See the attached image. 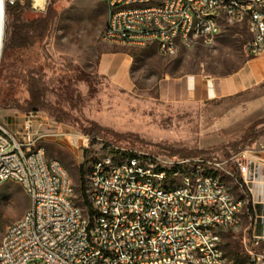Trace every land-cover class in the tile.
<instances>
[{
	"label": "built area",
	"instance_id": "2783aa9c",
	"mask_svg": "<svg viewBox=\"0 0 264 264\" xmlns=\"http://www.w3.org/2000/svg\"><path fill=\"white\" fill-rule=\"evenodd\" d=\"M103 1L106 42L155 45L171 56L214 44L227 21L246 26L249 55H264V0ZM25 2L3 0L0 11L6 18L8 5ZM52 139L83 152L92 142L87 134L39 122L33 111L15 132L0 123V186L16 181L31 199L5 230L0 264H226L222 232L240 225L250 202L254 243L264 238V199L254 196V185L264 184L260 151L172 157L110 143L89 168L85 213L69 170L48 154L45 142ZM226 176L238 181L245 197L235 196ZM249 252L251 264H264V253Z\"/></svg>",
	"mask_w": 264,
	"mask_h": 264
},
{
	"label": "rangeland",
	"instance_id": "374dc122",
	"mask_svg": "<svg viewBox=\"0 0 264 264\" xmlns=\"http://www.w3.org/2000/svg\"><path fill=\"white\" fill-rule=\"evenodd\" d=\"M50 3L54 15L48 37L16 53L2 70L0 123L15 132L25 115L33 111L39 122L52 128L92 132L87 153L64 140L45 142L49 156L59 159L69 170L76 187L75 200L85 213L90 206L85 203L83 182L86 189L92 162L108 151L110 143L172 157L224 159L237 152L231 144L253 128L262 133L243 149L264 152V82L232 96L204 101L165 102L158 96L159 81L166 76H221L238 69L246 58L245 44L249 39L244 24L223 21L214 44L182 48L177 54L166 56L155 45L104 41L107 8L103 0H47L43 9L36 8L31 0L30 15H46ZM6 26L7 39L8 17ZM118 50L135 54L130 87L98 72L100 54ZM46 60L57 65L55 72L48 69L45 77L49 98L69 114L68 121L52 117L44 108L34 110L25 105L29 92L20 80V71L24 66ZM72 65L90 75L91 81L78 79L72 71L60 70ZM186 152L194 153L183 156ZM84 162L82 182L80 166ZM224 179L236 197H245L235 178ZM30 206L31 199L18 182L7 181L0 186V243L7 226L21 218ZM254 219L250 202L243 210L240 225L222 232L226 264H251V249L264 253V238L258 245L254 243ZM27 264L41 262L31 260Z\"/></svg>",
	"mask_w": 264,
	"mask_h": 264
},
{
	"label": "trees",
	"instance_id": "16d2710c",
	"mask_svg": "<svg viewBox=\"0 0 264 264\" xmlns=\"http://www.w3.org/2000/svg\"><path fill=\"white\" fill-rule=\"evenodd\" d=\"M31 0H26L25 4L17 3L14 5H8L6 10V15L10 21V31L9 35L5 41L2 60L0 66V77L2 70L7 65L9 59H11L16 53L21 50L28 49L36 45L38 42L43 41L48 37L53 23L54 11L52 8V3L48 6V13L46 15L31 16L30 15ZM135 57V54H133ZM51 70L52 73L57 69V65L52 61H39L34 65L24 66L21 71V81L26 86L29 97L25 99V105L37 110L39 108H44L48 113L60 120L68 121L69 114L65 112L62 108L52 103L49 98V86L45 77L48 74L47 70ZM60 70L65 72H74L78 79H84L91 81L92 77L84 73L79 67L72 65L70 69L61 67ZM64 72V73H65ZM65 75V74H64ZM262 133V131H255L253 128H249L242 139L231 145L237 148V152L243 150V148L253 143V141ZM86 134L91 136L92 132L86 131ZM87 153V151H86ZM194 152L183 153V156L192 155ZM232 154H228L230 157ZM84 168L85 162L80 166L81 180L84 179ZM239 176V173L236 172ZM82 192L84 195L85 203L90 207L91 204L87 199L84 182L82 185Z\"/></svg>",
	"mask_w": 264,
	"mask_h": 264
},
{
	"label": "crops",
	"instance_id": "0c3cea01",
	"mask_svg": "<svg viewBox=\"0 0 264 264\" xmlns=\"http://www.w3.org/2000/svg\"><path fill=\"white\" fill-rule=\"evenodd\" d=\"M103 4V3H102ZM104 6L105 3L103 4ZM244 63L235 71L221 76L203 73H188L166 76L159 81L158 96L165 102L204 101L238 94L264 82V55L251 56L246 51ZM135 62L133 54L127 50L104 51L99 56L98 72L113 79L108 69H113L122 82L132 86L131 72ZM114 80V79H113ZM115 81V80H114ZM264 159V152H260ZM264 179V169H262ZM255 198L263 197L264 184L254 185ZM261 214V213H259ZM256 213L257 216H260ZM264 217V213L261 214Z\"/></svg>",
	"mask_w": 264,
	"mask_h": 264
},
{
	"label": "bare ground",
	"instance_id": "6f19581e",
	"mask_svg": "<svg viewBox=\"0 0 264 264\" xmlns=\"http://www.w3.org/2000/svg\"><path fill=\"white\" fill-rule=\"evenodd\" d=\"M46 1L47 0H34V6L36 8L43 9L45 7ZM6 32H7L6 18L4 14L0 11V66H1L3 48L6 40ZM108 73L115 81L122 82V80L119 78V76L113 69H108Z\"/></svg>",
	"mask_w": 264,
	"mask_h": 264
},
{
	"label": "snow or ice",
	"instance_id": "6c2138e0",
	"mask_svg": "<svg viewBox=\"0 0 264 264\" xmlns=\"http://www.w3.org/2000/svg\"><path fill=\"white\" fill-rule=\"evenodd\" d=\"M3 0H0V4H2Z\"/></svg>",
	"mask_w": 264,
	"mask_h": 264
}]
</instances>
